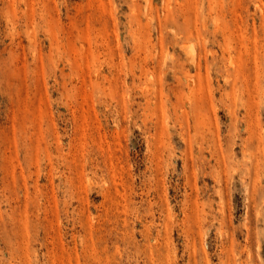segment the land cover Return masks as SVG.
<instances>
[{"label": "rangeland", "instance_id": "rangeland-1", "mask_svg": "<svg viewBox=\"0 0 264 264\" xmlns=\"http://www.w3.org/2000/svg\"><path fill=\"white\" fill-rule=\"evenodd\" d=\"M0 264H264V0H0Z\"/></svg>", "mask_w": 264, "mask_h": 264}, {"label": "bare ground", "instance_id": "bare-ground-1", "mask_svg": "<svg viewBox=\"0 0 264 264\" xmlns=\"http://www.w3.org/2000/svg\"><path fill=\"white\" fill-rule=\"evenodd\" d=\"M222 16V15H221ZM164 28V27H163ZM162 30V29H161ZM232 37V36H231ZM245 39V38H244ZM202 40H204V39H202ZM233 45V44H232ZM190 47V46H189ZM231 48V47H230ZM244 48V47H243ZM247 49V48H246ZM248 51V50H247ZM190 52V51H189ZM190 57V56H189ZM192 59H194V56L192 57ZM193 61V60H192ZM193 62H195L196 63V60L194 59V61ZM233 63V62H232ZM191 64H194V63H191ZM193 66V65H192ZM195 66V65H194ZM235 67V66H234ZM243 70V69H242ZM241 70V71H242ZM258 70V69H257ZM261 71H263V70H261ZM156 74V73H155ZM247 74V73H246ZM239 77V76H238ZM256 81V80H255ZM245 82V81H244ZM257 82V81H256ZM194 83V82H193ZM157 85V84H156ZM240 86V85H239ZM257 86V85H256ZM245 87V86H244ZM197 88V87H196ZM157 89V88H156ZM154 90V93L153 94H156L155 92V89H153ZM160 91V90H159ZM144 92V91H143ZM145 92H147V90H145ZM144 92V93H145ZM161 92V91H160ZM191 92V91H190ZM152 93V92H151ZM161 94V93H160ZM152 95V94H151ZM244 95V94H243ZM145 96H147V93H145ZM149 96H150V93H149ZM156 96V95H155ZM151 97H153V96H151ZM154 98H156V97H154ZM160 98H162V96L160 95ZM151 99V98H150ZM192 103V102H191ZM254 104V103H253ZM191 105V104H190ZM190 107V106H189ZM197 109V108H196ZM196 109H195V111H196ZM205 109V108H204ZM195 119V118H194ZM202 121V120H201ZM200 121V122H201Z\"/></svg>", "mask_w": 264, "mask_h": 264}]
</instances>
